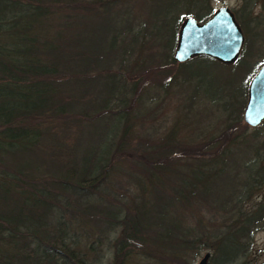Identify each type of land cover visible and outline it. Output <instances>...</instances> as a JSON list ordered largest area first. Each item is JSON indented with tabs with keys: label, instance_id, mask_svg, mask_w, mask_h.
<instances>
[{
	"label": "trees",
	"instance_id": "obj_1",
	"mask_svg": "<svg viewBox=\"0 0 264 264\" xmlns=\"http://www.w3.org/2000/svg\"><path fill=\"white\" fill-rule=\"evenodd\" d=\"M128 1L0 0V264H93L68 243L65 224L48 230L55 209L105 224L98 238L105 264H194L204 251L208 264H246L264 229V122L251 130L241 117L248 83L264 64V0H243L233 12L245 38L233 64L174 61L187 18L176 16L184 10L203 23L215 12L208 0H190L171 14L172 29L142 28L165 50L139 51L143 62L126 69L125 38L140 32L132 34L133 18L114 7ZM121 13L126 26L113 28ZM163 32L173 47L157 43ZM210 64L226 71L214 104L224 117L216 132L133 138L131 104L116 106L147 83L166 91L189 86L193 69L207 75ZM196 94L187 97L188 111ZM97 125L104 128L93 138L89 129ZM114 173L134 182L130 203L111 197L105 206H81Z\"/></svg>",
	"mask_w": 264,
	"mask_h": 264
},
{
	"label": "rangeland",
	"instance_id": "obj_2",
	"mask_svg": "<svg viewBox=\"0 0 264 264\" xmlns=\"http://www.w3.org/2000/svg\"><path fill=\"white\" fill-rule=\"evenodd\" d=\"M170 3H173L172 7ZM187 3H190V0H129L122 8L118 6L114 7L115 11L125 9L129 15L128 17L133 18L135 25L133 28L134 33L132 34L140 32L133 41L131 38L132 35L125 38L126 47L129 46V48H131V52L129 51L125 55L126 69H129L133 63L139 62L138 64H141L143 62V58L138 55L139 51L165 50L158 48L157 45H153L147 34L148 32H144V29L142 28L144 27L148 31H154L155 27L158 28L160 25L165 24L172 29L174 22L172 24L171 14H175V11H177L180 6ZM242 4L243 0H227L225 4H219L217 0H208V5L215 11L220 6L225 5L233 13L234 11L240 10ZM259 9L260 3L257 1L254 5L253 12L257 13ZM190 10L194 12L192 8H190ZM185 12L186 11L182 10L180 13L183 14L176 17L181 19L191 16V13ZM119 17H121L120 20H124L120 21L118 19ZM126 20L127 15L122 13L119 14L113 22L116 26L113 28H118L117 25L120 23L126 26ZM157 43L161 46L163 45V48L169 49L170 47H173L174 39L173 37L167 36V33L163 32ZM143 56L147 58L145 52L143 53ZM208 68L209 74L207 75H205L203 70L193 69V71H196L199 74L194 72L197 76L194 77V80L189 86L169 87L166 91L152 87L148 83L144 84V86L146 85V88L141 90V94H136L133 98H129L128 96L126 106L121 103V106L124 108L116 106L114 109H117L119 112L121 109H127L129 103L131 104L128 108V114L131 118L129 125L131 127L130 132L133 134V138L138 136H149L158 139L168 135L171 130H176L178 137H190L194 139L195 135L200 136L202 134H213L216 132L214 129L220 126L219 123L222 122V119L224 120V117L214 104L220 97L219 88L221 85L219 83V78H221V75H224V72L226 71L223 67L218 65L210 64L208 65ZM113 69H118V66H114ZM213 75L216 76L214 79H217V82L216 80L213 82L211 78ZM245 79L246 74L243 73L239 77L238 83H242ZM193 90L197 91L196 99L193 102V109L188 111L185 108L187 97ZM246 101L247 95L244 107ZM241 117L243 121V111ZM112 123L113 119L107 121L106 124L110 126ZM218 124L219 126L215 128ZM103 128L97 125L95 128H90L89 132L93 134V138H97V134H99ZM249 129L251 128L249 127ZM136 142L137 140L132 141L133 147L137 144ZM123 171L125 170L123 169ZM135 193H137L135 184L131 179L126 177L125 173H114L107 185L102 186L99 189V193L92 197L85 198V201L81 202V206L84 208L86 205L105 206V202H108L111 197L119 198L124 203H130L129 195L131 194L133 196ZM252 200V202L246 204V208L252 207L256 199L253 198ZM62 203L67 204L69 202L65 200ZM55 212L56 216H52L47 222L51 225L48 230L53 231V227H55L56 231V224H58V222L65 224L67 227L65 237L68 239V243L71 244L73 249L79 255L83 256L85 260L91 261L93 264H105V242L102 244L98 242L99 237L105 236V224H102V222L95 223L93 221L83 222L82 217L68 210L55 209ZM93 242H96L98 245L91 246V243ZM91 248H94L95 250L92 251ZM205 254V251L201 252L196 258L194 264H198ZM245 262L246 264H264V229L254 235L252 247L245 258Z\"/></svg>",
	"mask_w": 264,
	"mask_h": 264
},
{
	"label": "water",
	"instance_id": "obj_3",
	"mask_svg": "<svg viewBox=\"0 0 264 264\" xmlns=\"http://www.w3.org/2000/svg\"><path fill=\"white\" fill-rule=\"evenodd\" d=\"M226 1L217 0L219 4H225ZM244 41L243 32L233 13L222 5L203 23L193 17L184 19L173 59L180 64L194 57H207L223 65H231L240 56ZM243 121L251 129L264 122V64L248 83ZM209 259L210 253H206L198 264H207Z\"/></svg>",
	"mask_w": 264,
	"mask_h": 264
}]
</instances>
